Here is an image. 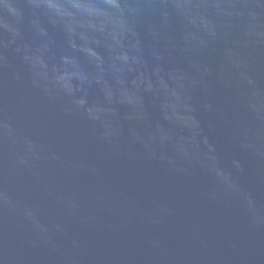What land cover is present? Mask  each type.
<instances>
[{
  "label": "water",
  "instance_id": "water-1",
  "mask_svg": "<svg viewBox=\"0 0 264 264\" xmlns=\"http://www.w3.org/2000/svg\"><path fill=\"white\" fill-rule=\"evenodd\" d=\"M0 264H264V0H0Z\"/></svg>",
  "mask_w": 264,
  "mask_h": 264
}]
</instances>
